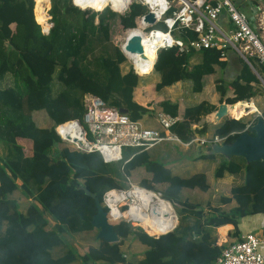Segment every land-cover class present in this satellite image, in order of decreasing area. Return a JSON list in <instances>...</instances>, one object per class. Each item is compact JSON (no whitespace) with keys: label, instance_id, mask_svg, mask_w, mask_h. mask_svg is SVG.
<instances>
[{"label":"trees","instance_id":"trees-1","mask_svg":"<svg viewBox=\"0 0 264 264\" xmlns=\"http://www.w3.org/2000/svg\"><path fill=\"white\" fill-rule=\"evenodd\" d=\"M34 3L0 0V81L5 75L13 79L11 85L0 87V264H212L225 246L239 239V218L264 212V160L246 162L241 156L225 158L205 152L193 156L192 160L214 164L213 179L225 174L240 177L226 195L217 197L215 205L207 202L202 208L188 202L183 190L206 191L209 182L203 171L187 176L172 174L149 150L126 148L121 161L103 163L95 151L69 149L54 127L70 119L81 121L84 94L96 95L108 106L125 108L132 120L150 116L151 110L132 98L134 87L143 79L126 64L119 46L110 41V22L117 21L123 30L131 28L144 7L132 2L119 15L107 8L100 12L80 10L70 0H47L46 6V0H42L34 15ZM48 3L49 27L45 35L39 23L46 16ZM152 27L164 28L161 22ZM172 35L181 39L185 51L178 52L176 47L158 50L152 64V72L158 75L154 91L186 80L191 91L198 92L204 75L225 67L222 51L189 48L188 42L196 33L183 27L174 29ZM248 62L264 82V66L254 58ZM254 85L258 86L259 80L243 61L229 81H214L219 102L234 103L227 106L230 116L242 112L247 103L244 99L255 96ZM228 88L232 95L225 97ZM157 106L164 114L178 115L177 101L162 99ZM36 110L44 111L49 126L35 125L31 113ZM214 110L215 106L207 101L185 105L168 131L182 141L209 132L206 137H223L220 144L231 143L243 131L253 135L255 117L250 121L223 117L215 124L202 121L193 126ZM258 111L264 119V94ZM17 138L30 141V155L24 154ZM202 146L208 149L209 145ZM136 168L149 176L140 179V186L159 191L163 199L180 206L175 226L152 236L132 223L108 220L118 241L95 239L96 229L90 224L95 207L82 187L92 192L105 209L103 192L125 188ZM158 184L162 185L160 190L155 187ZM230 202L232 206L223 209ZM223 224L232 225L227 237L233 241L216 244L214 228ZM143 226L146 228V224ZM91 230L93 244L79 252L72 236ZM126 239L144 246L137 258L122 252Z\"/></svg>","mask_w":264,"mask_h":264},{"label":"built area","instance_id":"built-area-1","mask_svg":"<svg viewBox=\"0 0 264 264\" xmlns=\"http://www.w3.org/2000/svg\"><path fill=\"white\" fill-rule=\"evenodd\" d=\"M85 1L87 0H81V3L77 5L70 0L71 4L80 10L100 12L107 8L119 15L126 12L132 2L142 5L144 11L134 18V26L124 29L123 33L127 30L137 31L142 47L146 46L153 55L152 64L161 48L176 47L178 52L185 51L181 39L172 35L174 29L183 27L196 33L195 38L188 42V47L193 50L221 49L220 55L223 56L222 49L229 48L246 63L249 64L248 59L254 58L264 66V42L252 27L255 11H251L249 17H246L230 0H107L99 11H95L92 5L82 8L81 4ZM148 12L153 15L152 24L144 22V14ZM221 13L226 15L231 24V28L227 31L218 26L217 20ZM158 22L163 24V29L152 27ZM48 27L47 24L45 30L41 28V32L46 35ZM127 36L123 37L119 48L133 70V61L136 57L122 50ZM82 105L81 121L66 120L57 124L54 131L69 149L81 152L95 151L103 163L121 161L125 148H134L140 152L149 150L163 141L187 147L192 144L199 146L220 144L223 140V137L212 135L211 137L193 136L188 141H182L168 131V127L178 119L177 116L171 117L157 112L155 120L160 129L148 128L143 126L140 120L130 119L127 114L120 112L119 108L106 105L98 96L90 93L83 95ZM255 111L260 114L256 109ZM130 157L131 155L127 159ZM146 199H149L151 203L159 202L158 204L165 206L174 217L171 228L152 236L170 231L176 224V214L172 203L163 199L159 191L142 187L128 179L125 188H109L103 192L102 204L105 207L107 221L123 220L128 224L138 223L140 221L139 205ZM157 210L160 214L163 213L161 209L152 210L151 206L148 213L156 216ZM262 245H264V237L244 233L237 241L225 246L212 264H264V255L260 251Z\"/></svg>","mask_w":264,"mask_h":264},{"label":"rangeland","instance_id":"rangeland-1","mask_svg":"<svg viewBox=\"0 0 264 264\" xmlns=\"http://www.w3.org/2000/svg\"><path fill=\"white\" fill-rule=\"evenodd\" d=\"M41 1L42 0H40L37 4V1L35 0L34 6H33V14L34 15L36 13V9H35L36 5H37V8H39ZM231 1L235 5V7L238 9V11L243 13L246 17H249L250 14L248 11V5H249L248 2L252 3L253 0H231ZM46 5H47V0L45 3V6ZM255 5L257 7H255V9L253 8V10L255 11V14H256L255 19L253 21V29H254L255 33L264 42V0H255V2H253L252 6H255ZM45 6H44V9H45ZM48 8H49V3H48L47 9L45 10V13L47 16V19H46L47 24H49V21H48L49 16L47 14ZM45 13L43 11L44 15H45ZM223 14L224 13H222V15ZM35 22H37V21H35ZM123 31L124 30L118 25L117 21L110 22V41L112 44L117 45V46L120 45V43L123 39ZM226 60H227L228 66L225 70V75H227L229 73V71L231 70V65L237 64V62L240 60V57L237 56L233 51H230L229 53L226 54ZM127 61L128 60H126V64L128 65L129 63ZM126 67L127 66H125L124 68H126ZM138 76L141 77L140 75H138ZM145 77H146L147 81L150 82L153 80L152 77H154V75H152V76L145 75ZM258 87L260 90L264 91V87L260 81H259ZM147 90L148 89H146V92L144 94L146 95L147 101L151 102L152 100L155 99L157 92H155L153 88H152V92L150 91L148 93ZM210 92H212V91H210ZM152 95L154 96L153 98H151ZM249 100L253 103V98H250ZM254 100L256 101V100H260V99L255 97ZM147 105H148V102H147ZM256 106H258V105H256ZM255 109H256V107H255ZM42 113L44 114L46 121L44 123V120H41V118H40V125L44 124V127H47V126H49L50 121L47 118L44 111L40 110L39 115L41 116ZM256 115H257V112L254 110L253 112L246 114L242 117L246 121H250ZM154 117L155 116L153 113L149 117H147L145 119H141L140 122L143 126H146L148 128H152V129H156L159 125L157 126V124L155 123ZM230 117H232V116H230ZM209 148H210V146H208V149H207V146H197V145H191L188 148H181V147L176 146L174 143H170L168 141H163V142L157 143L156 145H154L149 150L150 155L151 156L155 155V157L158 158L157 160H161L167 168L170 169V166L167 165V163H165V162H174L175 164H177L176 167L174 168V171L177 172L176 174H178L180 176H187L189 174H192L193 171L195 172L199 169H202L205 171V173L207 174L208 182H209V188L206 191H199L197 189L183 190V194H184V196L188 202L198 203L200 206H202V208H205V206H206L205 202H208L211 205H214L213 204L214 199H217L218 195L224 193L226 190V187L229 184L228 180L223 182V183H225V185H221L220 180L216 181V179H213L212 175H211V173H212L211 167H209L208 164L204 165V163H201L202 162L201 160H198L197 162L192 163V160H191L192 156H195L200 152L206 153L209 150ZM125 149H123V152ZM206 154H208V153H206ZM213 167H214V164H213ZM148 177H149L148 174L145 173L142 168H136L135 170L132 171V173L129 175V177L127 179L130 180L132 183L139 185L140 179L148 178ZM155 187H156V189L160 190L162 188V185L158 184ZM15 195H17V193H15ZM172 208L176 214V222H177V215L179 216V214H180V209H179L180 206L173 203ZM258 214H261V212H259ZM261 217L262 216H260V215L257 216L254 214L246 216V218L250 221V223L255 222L257 225H259V220ZM132 226H137V229H139L145 233L151 234V235L156 234L158 232V230H155V229H152L149 227H147V228L142 227V226L140 227L134 223L132 224ZM247 227H248V225H246L245 228H241V229L245 230ZM92 233H93V231L91 230L90 232H88L86 234L82 233V234H77V235L72 236L71 240L79 252H82L89 244H93L92 239H91ZM143 247H144L143 245L139 244L137 241L132 240V239H126L123 242V244L121 245V249H122V252L124 253V255L126 257H128L129 255H133L132 258H137L141 254ZM57 252H59V251L56 250V253ZM70 264H78V262H72ZM100 264H103V263H100Z\"/></svg>","mask_w":264,"mask_h":264},{"label":"crops","instance_id":"crops-1","mask_svg":"<svg viewBox=\"0 0 264 264\" xmlns=\"http://www.w3.org/2000/svg\"><path fill=\"white\" fill-rule=\"evenodd\" d=\"M253 2H255V0H253L252 3L248 2V4H249L248 5L249 14L251 13V11H254L253 8L255 9V7H257L256 5L252 6ZM217 23H218V26L221 29H223V30L227 31L229 28H231V24L227 20L225 14L222 15V13H221V15L219 16V18L217 20ZM10 27L12 28L13 25L11 24ZM252 27H253V22H252ZM230 51H232V50L229 49V48H226L224 50L223 58L225 60H226V54L229 53ZM235 54L237 56H239L237 53H235ZM241 61L246 63L240 57V60L237 62L236 65H231V70L229 71V73L227 75H225V70H226V68L228 66L227 60H226L225 67L222 68L221 70H219L217 68H214V72L212 74L204 75L203 78H202V82H203L202 89L200 91H198V92H192L191 91V88H190L191 85H190V83L188 81H186V80L176 81V82H174L173 84H171L169 86H165V87L161 88L156 93L155 99L152 100L151 102L147 101L146 95L144 93L146 92V89L149 90V91L147 90L148 93L150 91L152 92V88L154 86V83L158 80V75L156 73L152 72V70H151L152 69V65L150 67L147 66L149 69L148 70H143L140 73H138L135 70H133L135 73H137V75H140L142 77L143 81L139 82L137 84V86L134 87L133 93H132V95H133L132 98H133V100L136 103L146 107L147 109H150L151 110L150 115H152L154 113V116H155V114L157 112H161L159 110L158 106H157V103L160 100H162V99H169V100H172V101H177V104H178V115H177V117L178 118H179V116H180V114L182 112V109H183V107L185 105L196 103V102H200V101H207L208 103L213 104L215 106V109H216L217 105L219 103H221V102H224V101L219 102L218 93L214 89V81L217 80L218 78H221L224 81H229L238 72V70L240 68V62ZM246 64L248 65L250 71L256 76L255 70L250 66V64H248V63H246ZM147 67H144V68H147ZM144 68H136L135 67L136 70H142ZM145 75H150V76L154 75V77H152L153 80L148 82L146 77H145ZM12 80L13 79H12L11 76L5 75L0 81V87H5V86H8V85H11ZM254 87L256 88V94H255L254 97H252L253 98V103L249 100L241 108L242 112L239 111L236 114V116H232L235 119L240 118V117H242V116H244L246 114H249V113L253 112L255 110V105H258V106H256L258 109H259V107L262 106V97H263L264 92L262 90H260L258 86L254 85ZM210 91H212V92H210ZM231 95H232L231 94V90L228 88L226 90V92H225V97H230ZM153 97L154 96L152 95L151 98H153ZM255 97L259 98L260 100H256L255 101L254 100ZM248 99H250V98H248ZM147 102H148V105H147ZM258 109H257V111H258ZM39 111L40 110L33 111L31 113V117H32V120H33V122L35 123L36 126L44 127V124L40 125V118H41V120H44V123H45L46 119H45V116H44L43 113H42L41 116L39 115ZM212 115H213V112H210V113L206 114L199 122H197L196 124H193V126L201 124L202 121H205L206 123L213 124ZM232 117H228V118H232ZM145 118H147V117H144L143 119H145ZM154 121H155V123L158 126V123L156 122L155 117H154ZM156 129L159 130L160 129L159 126ZM204 135H206V136L209 135V132L204 134ZM195 136H197V135H195ZM16 141H17L18 144L23 146V149H24V152H25L24 154L25 155H30V145H31L30 141L28 139H24V138H17ZM170 143H173V142H170ZM175 145L178 146V147H181V148H188V147L191 146L190 145V146H187V147H183V146H180L178 144H175ZM192 145H196V144H192ZM197 146H199V145H197ZM154 157H155V155H154ZM192 157H191V160H192ZM194 162H197V161L196 160H192V163H194ZM165 163H167V165L170 166V169L169 168L168 169L171 171L172 174H176L177 173V172L174 171V168L176 167L177 164H175L174 162H165ZM201 163H204V165L208 164V163H206L204 161H202ZM208 166L211 167V169H212L213 168V163L212 164H208ZM197 171H203L205 173V171L202 170V169H199ZM197 171H195V172H197ZM193 173H194V171H193ZM205 175L207 177L206 173H205ZM207 180H208V178H207ZM217 180H220V184L221 185H225V183H223L224 181H227V180L229 181V184L226 187L225 192L222 193L223 195H226L228 193V190H229L230 186L238 183V181L240 180V177H239V174L238 175H226L225 174L223 177L216 179V181ZM216 202H217V199H214V203L213 204L215 205ZM205 203H207V202H205ZM232 204L233 203L230 202L229 204H226V205H224L222 207H223V209H227L228 207L232 206ZM254 215L262 216L260 218V220H259V225H257L255 222L254 223H250V221L246 218V216H244L242 218H239L238 223H237V229H238L239 235H242L244 233H253L254 235H256L258 237H264V212L263 213L261 212V214L255 213ZM246 225H248V227L245 230H242L241 228H245ZM231 229H232V225L231 224H223V225L215 227L213 235L215 236L216 244L225 243V242H228V241H233V239L227 237V233ZM260 251L264 255V245L260 246Z\"/></svg>","mask_w":264,"mask_h":264},{"label":"water","instance_id":"water-1","mask_svg":"<svg viewBox=\"0 0 264 264\" xmlns=\"http://www.w3.org/2000/svg\"><path fill=\"white\" fill-rule=\"evenodd\" d=\"M143 19L144 22L148 24H152L154 22L153 15L149 12L144 14ZM122 50L133 55L141 54L142 45L140 43V36L138 34H128L124 44L122 45ZM256 77L264 87L263 80L257 74ZM244 100L247 102L249 101L248 98ZM226 105L227 104L224 102L217 105L216 109L213 111V124L225 117ZM119 111L127 114V110L125 108H119ZM251 129L253 131V135L247 134L243 131L239 133L231 143L210 144V148L206 153H219L225 158H229L231 156H241L246 162L264 160V119L260 114L255 116V120L251 124ZM82 190L87 196L93 199L95 212L91 216L90 224L96 229L95 239H101L107 243L118 241L119 238L114 232L112 224L107 221L106 211L100 205L98 198L86 188L82 187Z\"/></svg>","mask_w":264,"mask_h":264},{"label":"bare ground","instance_id":"bare-ground-1","mask_svg":"<svg viewBox=\"0 0 264 264\" xmlns=\"http://www.w3.org/2000/svg\"><path fill=\"white\" fill-rule=\"evenodd\" d=\"M37 4L40 0H36ZM107 0H87L84 3L81 4V7L84 8L85 6H91L95 9V11L99 10L102 5L106 2ZM113 3L115 1H112ZM114 8H116L114 6ZM37 9V5L36 8ZM46 17H44L42 19L41 24V28L43 30L46 29L47 27V22H46ZM128 34H137V31L134 30H127L123 33V37H125ZM128 55H132L135 56L136 59L133 61V70L135 69L136 64L142 66L141 68L144 67H150L152 65V60H153V55L148 51V49L146 48V46L142 47V52L141 54H129ZM137 68V67H136ZM228 105H234V103L232 104H227L225 106V117H230V115L228 114V109L227 106ZM234 118V117H232ZM159 202L156 203H151V201L149 199L144 200L140 205H139V209H140V213L138 214V217H140V221L138 223H134L138 226H143V224H146V228H152L155 230H158V232L156 234H159L161 232H164L166 230H168L169 228H171V226L174 224V217L173 214L171 212L168 211V209L160 204H158ZM149 206L152 207V210H154L155 208L157 209H161L163 211L162 214L159 213V211L157 210V214L156 216L154 215H150L148 213L149 210ZM144 210H147V212H144ZM133 224V223H132Z\"/></svg>","mask_w":264,"mask_h":264},{"label":"clouds","instance_id":"clouds-1","mask_svg":"<svg viewBox=\"0 0 264 264\" xmlns=\"http://www.w3.org/2000/svg\"><path fill=\"white\" fill-rule=\"evenodd\" d=\"M73 2L77 5H79L81 3V0H73Z\"/></svg>","mask_w":264,"mask_h":264}]
</instances>
